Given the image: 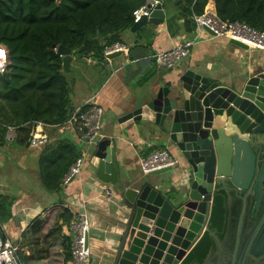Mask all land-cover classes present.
I'll return each mask as SVG.
<instances>
[{"label": "water", "instance_id": "obj_1", "mask_svg": "<svg viewBox=\"0 0 264 264\" xmlns=\"http://www.w3.org/2000/svg\"><path fill=\"white\" fill-rule=\"evenodd\" d=\"M164 20L157 2L149 17H141L129 31ZM230 44L248 49L235 40ZM58 51L60 72L69 73L71 51ZM214 76L207 66L187 68L174 84L142 89L110 119L109 129L134 131L165 149L176 161L173 168L133 178L118 164L111 138L89 148L92 181L111 185L119 199V233L111 234L102 264H184L205 237L208 251L192 264H264V64L226 82ZM105 121L102 114L100 125ZM218 199L226 209L222 238L211 229Z\"/></svg>", "mask_w": 264, "mask_h": 264}, {"label": "trees", "instance_id": "obj_2", "mask_svg": "<svg viewBox=\"0 0 264 264\" xmlns=\"http://www.w3.org/2000/svg\"><path fill=\"white\" fill-rule=\"evenodd\" d=\"M146 0H0V45L8 51L10 65L0 75V146H4L6 127L16 128L17 141L27 145L36 124L46 128L60 127L75 111L69 99L70 89L60 72L62 58L52 51L54 46L71 51L75 58L105 60L104 50L114 44L124 45L121 35L134 24L132 13ZM185 0L180 16L186 33L194 31L193 17L213 13L224 23L239 22L264 34V0ZM167 9V0H160ZM174 17L168 19L170 29ZM137 33L142 39L145 27ZM138 42V41H137ZM126 46V45H125ZM128 49V48H127ZM64 134L42 148L38 170L41 185L47 192L60 190V181L69 167L81 155V150ZM14 198L0 196V234L11 219ZM226 209L221 199L215 201L211 213V229L222 238ZM59 220L67 225L72 215L64 211ZM40 218H35L22 235L20 259L43 261L48 257L44 245L61 236V226L55 225L41 234ZM42 239V241H40ZM63 264L71 260V238L63 237ZM209 240L205 237L184 264L200 263L205 257ZM32 246L35 251L32 250ZM31 251L28 256L23 248ZM37 247V248H36Z\"/></svg>", "mask_w": 264, "mask_h": 264}, {"label": "crops", "instance_id": "obj_3", "mask_svg": "<svg viewBox=\"0 0 264 264\" xmlns=\"http://www.w3.org/2000/svg\"><path fill=\"white\" fill-rule=\"evenodd\" d=\"M156 1L160 3V0ZM184 1L167 0V9L162 7L165 12L164 22L159 26L146 25L152 30L149 37L145 38L142 33V39L138 40L137 33L141 29L135 33L129 31L121 35L123 44L128 49L117 58L111 60L105 58L103 62H96L90 58L77 59L72 56L70 74L71 72H82L83 65L92 71L98 70V66L102 68L98 70L97 76L84 78V84H81L84 90L81 93L75 90L73 83V90L69 94L71 105L77 110L90 98H94V102L102 109V114L106 119L102 123L98 136L100 139H112L117 147L115 154L118 164L133 178L141 176L138 167L139 158L163 148L138 137L134 131H127L128 134H126L125 131H120L118 126L109 129L108 124L111 117L125 110L142 89L147 87L157 89L160 83L168 84V86L174 84L179 74L187 68L198 70V68L207 66L214 72V77L226 82L230 76L251 70L255 64H264V50H242L231 45L230 40L210 36L204 31L190 48L185 60L175 68L165 70L157 67L153 59L156 53L167 51L178 43L194 37L195 28L194 31L186 33L184 18L180 16ZM207 8L214 12L212 0H209ZM172 17H174V22L169 29L168 19ZM34 131L43 132L48 137V144L56 141L64 133H68L75 144L80 143L78 133L73 128L36 126ZM41 150L42 148L30 149L19 142L0 146V196H11L15 199L11 207V219L3 226L4 236L14 242L19 254L22 235L35 218L39 217L42 222V235H46L55 225L59 224L61 236L49 241L48 245H44L45 250L48 251L47 259L30 261L29 264H50L53 257L63 264L62 238H70V236L67 225L60 222L58 217L64 211H68L72 218L86 213L90 223L88 233L90 264H102L101 260L106 259L103 255L111 246L110 242L113 238L111 234L119 233L115 221V207L119 199L115 189L111 185L92 181L89 153L93 148L84 147L86 156L84 154L79 174L64 184L63 180L70 166L60 181V190L45 191L41 185L38 170ZM106 191L112 192L113 196L107 197ZM91 248L94 251L93 254ZM22 250L27 256L32 253L26 247ZM32 250L35 251L33 246Z\"/></svg>", "mask_w": 264, "mask_h": 264}, {"label": "built area", "instance_id": "obj_4", "mask_svg": "<svg viewBox=\"0 0 264 264\" xmlns=\"http://www.w3.org/2000/svg\"><path fill=\"white\" fill-rule=\"evenodd\" d=\"M158 2V1H157ZM145 2V4L132 13L134 22L140 20L141 17L148 18L155 4ZM149 5V8L147 7ZM195 34L193 39L185 40L178 43L167 51L158 52L153 56L154 63L157 67L165 70H171L185 60L188 56L190 48L204 32L203 27L208 28L214 33L215 37L225 38L227 40L238 41L248 47V49L264 50V34L260 33L244 23L232 22L224 23L217 19L213 13L206 12L201 16H194ZM59 46H54L52 51L59 54ZM125 45L114 44L104 50V56H108L115 52H126ZM10 65L8 51L4 45H0V75L7 72ZM102 109L94 102V98H90L81 107L75 110L63 124L62 128H73L78 133V138L86 149L95 146L100 140L98 132L101 128L100 118ZM44 127L38 123L35 125ZM5 140L7 143L17 141L16 128L7 126ZM49 143L48 137L43 132H35L34 129L27 141V147L30 149L43 148ZM84 154L77 158L71 165L68 174L65 176L63 183L67 184L72 178L79 174ZM176 165L175 159L165 150L160 149L150 153L145 157H140L138 167L140 174L143 176L149 173L164 169L173 168ZM106 196L111 198L113 193L106 191ZM68 235L71 238L70 254L71 260L69 264H90V249L86 244V238L90 230V223L86 213L78 214L72 218L71 222L66 226ZM3 230V227H2ZM0 264H27L20 259L18 247L14 242L6 237L3 239L0 234Z\"/></svg>", "mask_w": 264, "mask_h": 264}, {"label": "rangeland", "instance_id": "obj_5", "mask_svg": "<svg viewBox=\"0 0 264 264\" xmlns=\"http://www.w3.org/2000/svg\"><path fill=\"white\" fill-rule=\"evenodd\" d=\"M145 33H144V37L145 38H147V37H149V35L151 34V32H152V30L149 28V26H146L145 27ZM77 59H79V58H77ZM84 64V63H83ZM99 68H98V70H100V68H102L101 66H98ZM81 70H82V72L80 71V73H78V72H76V73H73V72H71V74L70 73H62V74H64L65 75V78H66V81H67V84H68V87H69V89H70V91L71 90H73V83L75 84V90L77 91V92H79V93H81L83 90H84V88L81 86V84H84V78H87L88 76L90 77H94V76H97L98 75V70H94V71H92V69H90V68H88V67H86L85 65H83L82 67H81ZM80 87V89H77V88H79ZM69 99H70V97H69ZM60 136V135H59ZM62 136V135H61ZM64 136H66V138L65 139H71V137H70V135L68 134V133H64ZM78 147L80 148V150H81V155H80V157L82 156V153H83V151H84V147H85V145L84 144H82L81 142L78 144ZM13 196H14V194H13ZM9 198H13V197H11V196H8ZM15 197V196H14ZM8 222H9V220H7L5 223H4V225H6V224H8ZM56 252V251H55ZM91 252H92V254H93V249L91 248ZM53 258H56V257H53ZM53 258H51V260H50V264H61L60 263V261L57 259H53ZM53 259V260H52Z\"/></svg>", "mask_w": 264, "mask_h": 264}]
</instances>
